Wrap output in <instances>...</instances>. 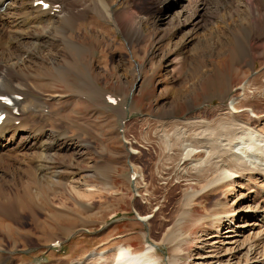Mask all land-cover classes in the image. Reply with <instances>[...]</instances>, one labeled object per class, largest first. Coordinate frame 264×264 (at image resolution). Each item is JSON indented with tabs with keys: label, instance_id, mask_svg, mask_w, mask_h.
<instances>
[{
	"label": "rangeland",
	"instance_id": "374dc122",
	"mask_svg": "<svg viewBox=\"0 0 264 264\" xmlns=\"http://www.w3.org/2000/svg\"><path fill=\"white\" fill-rule=\"evenodd\" d=\"M105 1L129 19L128 33L95 9L49 27L54 42L39 49L15 40L43 27L6 29L13 40L5 46L22 52L19 64L11 55L7 63L28 74L26 94L39 103L31 106L36 118L27 117L13 148L1 154L0 224L11 229L0 230V264H76L117 243L135 251L156 244L160 264H264V177L181 182L173 165L159 162L157 138L158 123L172 115L214 120L242 84L264 72V46L253 58L236 50L243 30L255 25L252 40L264 44V19H253L264 0H167L164 8L162 0ZM8 11L6 19L21 20ZM69 32L84 54L68 65ZM252 105L260 113L245 106V118L263 128L264 95ZM36 123L48 132L43 147L28 134ZM137 186H151L149 200ZM193 190L192 206L181 209L183 193ZM169 230L174 242L163 241Z\"/></svg>",
	"mask_w": 264,
	"mask_h": 264
},
{
	"label": "bare ground",
	"instance_id": "6f19581e",
	"mask_svg": "<svg viewBox=\"0 0 264 264\" xmlns=\"http://www.w3.org/2000/svg\"><path fill=\"white\" fill-rule=\"evenodd\" d=\"M5 1L7 0H0V7ZM37 1L41 0H9L6 11L3 13L0 12V96L20 95L22 97V99L19 100L13 98L12 107L6 104L5 100H0V113H6L4 119L0 122V155L4 154L6 150L9 151L13 148V143L16 137L19 135L23 127H26L28 123V121L26 122L27 117L31 118L32 120L36 118L34 112L37 110V108L33 110V106L39 103L37 101V104H34L36 97L33 98L30 97L31 95H27L28 93L26 94V92H29L31 88V82L28 81V74L26 72L15 71V67H12L7 63V58L9 55H11L13 57L12 59L15 60L14 64H19L18 62L22 55V52L19 51L20 48H17L15 49L17 51H14L9 49L8 45L5 46V39L13 40L10 38L9 32L6 30L9 25L12 26L13 24L16 26V24H18L19 26L20 24L21 26H24L22 29H25L29 27L30 24L32 25V23H34L35 25L39 26V28L43 27V30L38 32H32L28 34V31V33H22L17 37V40H15L27 41L36 49L54 42V40L51 38L52 35L48 32V30H50L49 27H52L55 23H61L63 20L68 21L69 19H75L82 15L85 9L101 10L102 14L106 18L108 16H111V18L114 17L116 24L115 26H117L118 29L125 33L129 32V19H121L119 16H117V13L108 9L107 2L105 0H42L43 3H49V6L46 9H44L43 5L38 4ZM162 2L163 3L161 4V7L164 8L162 5L166 3L167 0H162ZM248 2L253 6V0H248ZM165 6H170V4ZM8 9H13V14L18 15L17 17L21 15V20L16 19V17V20H11V18L6 19L9 18L8 12L10 11H8ZM166 10L167 8L164 9V11ZM254 14L256 15L254 16ZM254 14L253 19L255 21H257L258 17L264 19V11ZM55 27L56 26H54V29ZM255 27L250 29V31L245 28L242 33L243 43H239L240 40L238 41V44L242 45L237 44L236 50L245 49L244 55H246L248 52V56L255 55L254 49L264 46V44H257L256 41L252 40V35L254 33L252 31L257 30ZM20 28L18 29L20 30ZM13 29L14 28L12 27V30ZM77 37L81 38L82 35L78 34ZM73 38L74 35L72 32H69V34L66 36V42L63 44L67 53V64L73 63L74 60H79L84 54V48H82L81 43H79L80 45L77 47L75 44L77 43L78 39L75 40ZM28 52L31 53L29 50L25 54L27 55ZM241 53H244V51ZM242 56L243 55H241V57ZM56 67L57 66L54 67L56 70H60V68ZM239 88L242 94L240 93V96L235 99H231V101L226 105L227 107L225 109L223 108L224 110L222 109L214 120H203L195 117H192L191 119H179L176 117L173 118V115H169L171 116L170 119L168 118L167 120L160 121L158 123L162 124L160 135L157 137L161 142V144H159V149L162 156L161 159H159V162L163 160V163L173 165L174 168L177 169V172L175 171L176 169H173V173L175 174L174 176L179 178L181 182H190L193 180L197 182L205 181L208 179L209 175L212 174H215L214 180L211 182L209 181L207 186L216 182L224 181L228 178H236L241 175L244 176L245 174L251 177V181L254 179L255 175L253 174L255 173L264 177V127L258 129L254 127V124L257 121L255 119H246V113L243 109L245 106H249L251 107V110L257 114V116L258 113H260L257 112L255 106H253L252 103L258 96L260 97V95H264V72H260L257 76L251 77ZM14 107H16L17 111H19V115L13 113L12 109ZM29 107H31V109H29ZM16 121H18L17 124H15ZM37 125L38 123H36V125L33 127V131L30 129V133L28 134H32V136L35 137V140H32L33 143L31 142L33 145L39 143L42 146L44 144V138L48 136V132L43 129L39 131L36 130ZM27 132L28 131H26V133ZM32 132H34V134ZM46 144L49 145L50 142L45 143V145ZM53 144L54 143H52V145ZM50 147L51 146H49V149ZM45 153H47V150ZM42 155V153H38L37 156L40 158ZM1 158H3L2 155L0 156V164L3 162ZM42 173L43 172H40V174ZM166 173L168 172L166 171ZM230 183L234 184L235 181H231ZM148 186H137L136 188L138 194L142 196L143 199H145L143 196H146V200H149L148 195H152V190L150 188L151 186ZM213 191H215V189H213ZM200 196L202 198L206 195L201 194ZM194 197V190L183 193L182 198H180V208L184 210L188 208L193 203ZM185 212L186 211L183 213L185 214ZM142 218L144 220L146 219L145 216H142ZM2 226L3 225L0 224V230ZM3 228L5 231L11 229L8 225L3 226ZM170 230V233H165L166 237L163 238V241L165 239L169 242L175 241L177 234L175 235V232ZM154 246H156V244H148L144 249L135 251L129 245L117 243L116 247H114L111 253L99 254L95 252L94 254L92 253L90 255H86L83 262H77L76 264H160L159 257L157 256ZM172 247H174V251H179L178 244H174Z\"/></svg>",
	"mask_w": 264,
	"mask_h": 264
}]
</instances>
